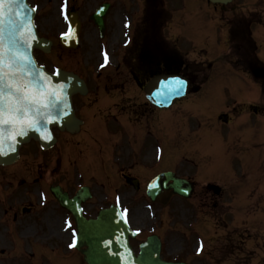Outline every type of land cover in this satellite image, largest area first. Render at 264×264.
Returning <instances> with one entry per match:
<instances>
[{
  "label": "rangeland",
  "instance_id": "rangeland-1",
  "mask_svg": "<svg viewBox=\"0 0 264 264\" xmlns=\"http://www.w3.org/2000/svg\"><path fill=\"white\" fill-rule=\"evenodd\" d=\"M167 1L168 0H165V2ZM187 2L190 5L194 4V9L196 8V0H187ZM171 3L172 2H170V4ZM233 3L238 6L241 3H245V1L235 0ZM163 4L164 1H161L160 6H163ZM228 10L229 9L225 7L218 6L214 12L210 13L202 1L197 7L196 17H192L190 13L186 14L184 27L183 23L174 19L175 22L170 20L166 25L163 24L166 20H162L163 22L161 23L153 20L151 21L150 50L153 47L152 44L154 45L155 42L160 41L162 37L164 40L160 41V44L155 46V51L159 47L165 53L164 55H158L159 57H168L172 52H178V54L182 56L180 52L182 49V53L185 55L182 57L183 63L181 65V70L193 80L192 83L194 86H200V92L194 96L186 97L185 101H181L182 103H178H181L180 105H176L172 113L180 110L179 112L181 114L173 117L170 114L171 116L167 119V122L170 121L169 125L164 126L165 120L159 116V112L154 114L148 111L146 116L147 119H150V126L146 121L147 119H139L132 127H134V131L138 130V132L150 131V136L152 135L150 138V150L158 145L164 149L165 153V151H169L170 143L173 145L176 144L177 146H175L174 150L176 154L173 155L175 157H177L176 155L178 152L183 149V147H180L181 140L185 146V150H181V152L185 154V156L179 159L171 158L169 166L173 169H179V174L181 176H186L187 173L184 171L187 169L186 165L189 164V161L194 160L192 162H195V164L201 168V178L206 179V183H212L219 187L217 192L211 188L208 189V187H203V192L207 193V197L210 198L209 203L211 202L214 205L210 204L208 207L205 206L206 204L209 205L208 201H206L205 204L198 202L199 196L202 193L200 190L202 185L198 183L197 191L200 190V192L197 194L196 191L191 202L177 207L172 205L171 207L176 209H183V206L188 207L191 211L198 212L202 217V222L211 223L212 225H214L213 220L216 221V218H218L217 225L223 226L224 229H227L226 223H228L231 212H233V218H231L234 225L238 227L244 226L243 228L250 230L247 231V235H245L244 232L242 233V238H240V242L242 243L240 245V250L233 254L235 261L223 263L264 264V81H259L263 82V89H261L258 84L252 81L249 74H246V69L239 63H236L237 55L234 52L231 53V55H227L225 52L226 45L224 47L223 43H225V41L222 39H224L223 33H226L225 28L227 26L225 27L224 21L231 20L230 18H232ZM165 11L168 12V9ZM255 14V18L258 19V17H261V21L264 20V13L262 10L257 11ZM244 17H246V15H241L239 19ZM161 18H163V16H161ZM185 27L187 31H185ZM251 28L254 33L252 37L257 46V56L264 62V26L253 25ZM237 43L238 42H236V44ZM179 45L183 47H179ZM176 46L177 49H175ZM115 49L114 47V50ZM120 49H122V54L125 53L121 63L118 65L122 67V76L136 72L139 58H131V47H128L125 51L124 49L126 48L122 46ZM106 52L108 54L110 53L108 51ZM98 53L99 51L97 50L93 60L94 62H88L89 67L91 65L96 66L100 62V55ZM117 53H119V50ZM249 58L248 56L246 61H248ZM131 60L133 62H131ZM59 62V64H62L66 68L78 69L73 59L63 58L59 60ZM117 64L118 62H116L114 58H111L108 67L104 68V70L112 66L111 72L113 73V71L116 70ZM259 64L258 62L255 65L261 66ZM80 71L85 75L90 74V70L88 69ZM166 111L168 112L165 113H170V110ZM219 115L220 122L217 120ZM183 116L184 123L181 129L185 130V136H180L179 129L182 124L181 121ZM228 117L230 118V123L228 125L222 124L221 122H224L225 119L228 120ZM100 136L105 139V142L102 144L103 146L96 147L93 153L104 158L108 170H104V175L102 176H98L100 173L94 170L93 173L95 177L93 178L99 179L101 177L103 183L106 182V184H110L106 180L109 181V174H111L109 170H113V168L111 160L107 157L110 156V154L107 155V153L109 144L112 141H117V132L116 130L110 129L109 132H103ZM59 138V146L52 149V152L48 156V160L49 164L53 163L55 157H57L59 151H61L62 160L60 161V168L65 170L64 168L67 166L66 158L74 157V155L77 154L82 157V155L86 153V149L82 144L77 142L78 139L72 141V138L63 135L59 136ZM91 138L94 139L92 134ZM177 139L178 142L176 141ZM38 151V147L35 144L26 146L22 151V160L11 166V168L4 170L5 180H3L4 171L0 170V200L4 199L3 196L11 193V204L21 199L23 200L22 203L26 202V199L23 198L25 187L30 184L29 181L33 178H38L36 174L38 171L37 161H39L36 158ZM125 152V150L119 149L117 155H123ZM87 154L85 159H87ZM162 168L166 169L167 166ZM192 168L196 167L192 166ZM138 169L139 167H135V171H132V173L137 174L138 178L141 180L145 179L148 176L146 175V171ZM14 172H16V174H14ZM42 173L46 174L44 172ZM153 174H150V177L153 176ZM18 176L26 181V184L22 185V181H20L18 190H14ZM7 181L9 182L7 184L8 187L6 186ZM89 182L95 188L98 187V184H101L95 180H90ZM79 183H82L81 179L75 178V180H73V185ZM34 185L36 186V184ZM29 195L30 193L28 192V196ZM228 197L231 198V200ZM233 201L235 204H233ZM235 213L239 215L238 221L241 219L242 223L234 222ZM182 214L181 216L176 215L175 217L174 226L177 229L188 219V217H184V215L188 213L184 214L183 212ZM166 216L165 210L160 217L163 225H160L157 230L162 233V236L168 235L165 241L168 242L174 231L171 230L170 235V233L167 232L168 228L166 226L163 227L167 224V221H170L168 216L167 218ZM220 216L225 219L223 222H220V220H222ZM27 217L28 216H25V218ZM34 222V218L29 216L28 224H34ZM4 227L5 226L1 225L2 230ZM232 228H228V230L230 231ZM11 229L15 230L14 226H11ZM33 230L34 227L32 228V233L31 231L27 232L31 234L22 235L26 236L27 239L34 240L32 239L35 238V236H32L34 235ZM145 232H147V230H145ZM11 234L14 236L13 233ZM177 235L179 234L177 233ZM206 235V230L200 228L199 223H192L188 232L190 243H194L197 238L205 239ZM31 236L32 238H30ZM5 240L6 238L0 235V249L3 248L6 251L5 255L7 257L4 258L6 264L62 263L63 252L52 254L50 250L41 253V257H34L32 262H28L25 258L23 260V258H21L22 254L18 257L12 253L11 246ZM259 242L262 243L260 247L257 245ZM32 244L33 242L25 241V246L30 251L34 252ZM39 245L41 246L42 242H40ZM167 245L168 247L172 245V248L177 251L179 250L176 242H173L171 245L169 242L166 243L165 249ZM220 250H222L220 251V258L222 260V258H225L228 251L223 250V247H221ZM166 253L168 254V252ZM16 256L17 259L20 258V262L14 263V257ZM9 257L12 258L11 263L8 260ZM68 262L70 263L71 261L68 260ZM205 264H214V260L209 259Z\"/></svg>",
  "mask_w": 264,
  "mask_h": 264
},
{
  "label": "snow or ice",
  "instance_id": "snow-or-ice-1",
  "mask_svg": "<svg viewBox=\"0 0 264 264\" xmlns=\"http://www.w3.org/2000/svg\"><path fill=\"white\" fill-rule=\"evenodd\" d=\"M66 2L67 0L60 9L62 15L65 14ZM34 12L35 9L29 8L26 0H0V156L15 152L21 138L32 132H39L49 123L63 121L69 127L75 126L69 108L64 106L66 85L52 83L51 91L46 94L41 93L44 96L43 102L26 94L29 85L34 84L43 88L45 80L52 81L55 75H59V70L42 75L44 70L38 69L32 58L30 40L36 41ZM152 17L151 0H145V18L149 20V26H151ZM67 19L65 15V20ZM248 23L240 19L224 21L225 26L231 25L233 36L239 37L235 45V54L242 60L248 58V48L244 40ZM129 27L128 23L124 24L125 29ZM156 54L164 55L165 53L158 47ZM107 62L108 56L105 54V63ZM25 75L31 77L27 82L24 80ZM159 84L160 88L164 89V98L167 99L168 96L183 95L187 81L179 76H173L170 79L161 80ZM173 84L176 87H165ZM57 92L61 95L57 96ZM156 94L158 93H154ZM5 147L8 151H5ZM170 179L161 175L157 180L152 181L149 188L157 190L161 187V181ZM117 204L119 205V198ZM128 211L126 208L123 212L117 211L116 216L123 218ZM123 222L128 223L127 219ZM75 237L76 233L73 232V243H75ZM69 247H73V244ZM203 251L202 243L197 253L202 254Z\"/></svg>",
  "mask_w": 264,
  "mask_h": 264
},
{
  "label": "flooded vegetation",
  "instance_id": "flooded-vegetation-1",
  "mask_svg": "<svg viewBox=\"0 0 264 264\" xmlns=\"http://www.w3.org/2000/svg\"><path fill=\"white\" fill-rule=\"evenodd\" d=\"M30 1L31 4L37 7L35 17L37 31L40 36L46 37L51 40L53 47H64L60 41L59 36L64 34L67 28L71 26L72 33L68 40L70 42H76V48L65 49L64 51L56 48L54 49V58L63 59L66 58L67 55H69L72 59H76L77 61H79L82 57H85L87 59L90 58V56L94 54V48L99 44L122 46L123 41H125L122 32L123 23L125 20L132 22V20L135 19L132 15V11L134 9L135 3L139 0H67L64 15L61 14L60 6L65 4V0ZM100 7H105L103 33H101L98 27H96L91 21L92 14L95 13L96 10ZM143 9L145 10V6H143ZM65 15H67L68 17L67 20H65ZM76 34L77 40H75ZM67 51L69 52V54L66 55ZM119 51L122 53V49H119ZM119 57L122 59V54H119ZM100 74L102 73H99V75ZM106 74H109V72H107ZM99 75L97 78L91 77L87 79L86 83L88 93L84 97L76 96L74 98V100L77 99L84 106L85 110L82 115L84 126L85 123L91 124L94 121V118H96V115L98 117L100 116L99 111H97L96 114V112L91 109L92 106L96 107L98 105H109L110 98L103 99L105 102L102 103V96L104 94L109 95V91L107 89H113L117 91L122 90L118 87L113 86L112 84L115 78H119L121 76H106L104 77V83H102L101 77H99ZM114 105L118 106L119 103H114ZM110 108H107L105 110H108ZM119 172L123 177H126L129 174L128 170H124V168ZM129 188L130 189L126 191L121 190L123 193L121 195L125 196L126 193L140 194L142 185L138 184L137 189H132L131 187ZM47 190L49 192V187H47ZM63 190L67 191L69 196H73L76 192V188L72 189V187L70 186L63 187ZM108 191H113L114 193L120 190L117 188H110L108 189ZM92 192L93 193L91 199L82 204L83 213L87 217H89V214L93 211L91 205L93 204L92 201L99 200L101 202L106 198V192L96 193L95 190H93ZM141 198L143 197L141 196ZM57 207L60 208L58 204ZM60 209L61 212H66L68 214V212L64 209ZM15 217L16 216H14V218ZM44 217L46 224L53 227V232L51 231V234H53L52 236H55L60 240L66 238V232L62 231L61 217L57 213V211L47 212ZM58 248H61L62 250L64 249L63 246H58ZM173 252H175L173 248L168 251V253ZM180 259L187 262L188 264H194L192 258L189 256L188 252L185 249H183V257H181Z\"/></svg>",
  "mask_w": 264,
  "mask_h": 264
},
{
  "label": "water",
  "instance_id": "water-1",
  "mask_svg": "<svg viewBox=\"0 0 264 264\" xmlns=\"http://www.w3.org/2000/svg\"><path fill=\"white\" fill-rule=\"evenodd\" d=\"M217 1V0H215ZM226 1V0H221ZM30 39V37H29ZM32 46L42 48L41 41L36 40L32 42ZM41 69V68H38ZM46 74L44 71L42 73ZM26 77V76H25ZM159 78H155L150 82V90L153 88L156 89L154 93H158L153 97L150 96L152 101L156 102L159 107L168 106L172 103L176 98H179L184 95L185 88L183 90V95L178 96H168L167 99L164 98V89L160 88ZM25 82H27L25 80ZM49 86L51 87L52 83L62 84L67 86V92L65 96V107L69 108L70 96L74 93L75 90H78L80 86H82L81 81L71 75L64 72L59 73V77H53L52 81H47ZM49 87V88H50ZM166 88L168 86H165ZM173 87H176L174 84ZM68 88L70 90H68ZM159 90V92H158ZM51 91V89L49 90ZM27 95L39 99L41 102L44 101V98H40L37 96V91L34 87L30 86L26 92ZM61 93L57 92V96H60ZM58 127L62 130L64 127L70 129V127L60 121L56 123ZM49 130V124H47L42 133H45ZM39 140V132L29 133L28 136H25L19 140L17 144V150L21 144L28 142L30 139ZM40 144L42 148H48L52 142L42 141L40 140ZM6 148V147H5ZM17 150L15 152H11L9 155L0 156V164H8L12 163L17 159ZM164 176L170 177V180H173V185H178V180L175 179L171 174H164ZM160 177V176H159ZM158 178V177H157ZM157 178L155 180H157ZM169 180L162 181L163 184L167 183ZM164 186V185H163ZM159 190H152L151 194L155 195ZM175 191L180 193V188H175ZM62 204L66 206L71 203L67 202L66 198L61 197L57 190L53 191ZM185 194L187 191H184ZM74 204V203H73ZM117 217V216H116ZM113 212V209L108 211H102L96 220L84 221L82 219L78 220L77 225L79 229V238L80 243L79 246H86V249L82 251L84 254V259L88 264H178V263H168L161 260L159 256V242L156 237H150L145 243H143L140 248V254L138 256H134L131 248L128 243V238L132 235L127 227V225L120 220V218H116Z\"/></svg>",
  "mask_w": 264,
  "mask_h": 264
},
{
  "label": "bare ground",
  "instance_id": "bare-ground-1",
  "mask_svg": "<svg viewBox=\"0 0 264 264\" xmlns=\"http://www.w3.org/2000/svg\"><path fill=\"white\" fill-rule=\"evenodd\" d=\"M59 77V76H58ZM30 79H31V77H30ZM46 89V88H45ZM68 90H70L69 88H68Z\"/></svg>",
  "mask_w": 264,
  "mask_h": 264
}]
</instances>
